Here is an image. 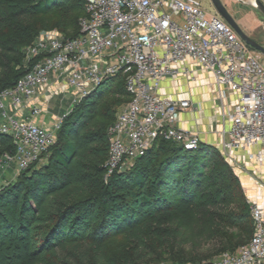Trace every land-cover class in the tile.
Instances as JSON below:
<instances>
[{
  "label": "trees",
  "instance_id": "trees-1",
  "mask_svg": "<svg viewBox=\"0 0 264 264\" xmlns=\"http://www.w3.org/2000/svg\"><path fill=\"white\" fill-rule=\"evenodd\" d=\"M246 7L257 18L259 13ZM52 12L60 15L57 28L65 38L79 36L85 0H0V93L14 89L39 60L29 59L26 48L41 30L37 18ZM125 78L106 79L77 103L42 160L0 186V250L12 246L15 264H67L59 257L84 248L87 264H145L154 256V242L176 258L183 247L200 253L232 238L240 222L249 227L248 206L229 213L234 196L242 193L238 178L219 151L203 143L187 151L158 140L144 157L105 181L113 108L131 101ZM103 104L108 107L100 111ZM7 155L14 157L16 147L12 137L0 133L1 172L12 171L11 164L2 166ZM253 232L249 228L244 240ZM119 238L132 250L125 261L107 254ZM227 240L223 250L243 244Z\"/></svg>",
  "mask_w": 264,
  "mask_h": 264
},
{
  "label": "built area",
  "instance_id": "built-area-1",
  "mask_svg": "<svg viewBox=\"0 0 264 264\" xmlns=\"http://www.w3.org/2000/svg\"><path fill=\"white\" fill-rule=\"evenodd\" d=\"M264 4V0H261ZM87 16L80 34L65 38L45 34L29 48L39 60L14 89L0 93L6 120L0 133L12 137L18 172L40 162L55 143L63 119L51 129L33 119L8 114L32 104L38 89L60 83L55 91L73 89L80 99L117 75L126 78L131 101L108 129L109 154L105 181L144 157L158 140L195 151L202 143L197 132L180 127L183 113L203 111L201 103L162 94L168 80L189 77L193 67L212 75L218 99L229 103L225 150L243 153L249 163L264 166V57L250 48L218 14L208 15L198 0H85ZM55 95V94H53ZM42 109L32 108V117ZM250 203L254 232L234 255L206 264H264V193Z\"/></svg>",
  "mask_w": 264,
  "mask_h": 264
},
{
  "label": "rangeland",
  "instance_id": "rangeland-1",
  "mask_svg": "<svg viewBox=\"0 0 264 264\" xmlns=\"http://www.w3.org/2000/svg\"><path fill=\"white\" fill-rule=\"evenodd\" d=\"M202 4L203 11L208 15H216V9L214 8L213 3L211 0H198ZM225 7L228 9L230 13L238 17V20L242 26V28H246L247 31L251 32L250 34L244 29V31L257 42L264 45V18L262 15L259 14L256 16L253 13H248V9L246 4L239 2L238 0H221ZM246 5V6H245ZM60 18L58 12H52L47 15L39 16L37 19V27H41L39 30L38 36L33 40V42L26 48V52L28 53L29 48L38 40V38L45 34H55L59 36H63L64 32L57 28V22ZM80 22V21H79ZM80 23L78 24L79 27ZM252 34V35H251ZM193 73L189 77H180L176 80H171L168 82L170 91L173 92L174 96L177 99H181L184 97L185 94H192L194 98L197 97L196 101L204 100L205 96L208 97L209 108L208 110L210 113L208 115H203V112L199 113H191L194 115V121L206 119L209 125H212L214 128V132H217L219 129L224 137L226 138V130L229 125L227 115L231 110L229 103L222 104L221 101L218 99V88L213 80L211 74L204 72L199 67H193ZM194 93V94H193ZM196 95V96H195ZM198 95V96H197ZM202 97V99H200ZM80 99L79 96H76V93L73 89H67L65 92H59V94H55L54 97L50 100L48 108L50 110V116L52 117V121L54 122L55 119H64L72 109H74L76 102L75 100ZM199 103V102H198ZM207 103V102H206ZM129 103L122 104L119 106L114 107V119L118 117V115L125 110ZM108 107V104H103L100 111H105ZM43 114V111H42ZM40 114L39 117L42 116ZM205 114V113H204ZM204 116V117H203ZM203 117V118H202ZM51 119V118H50ZM205 121V120H203ZM204 122H202L203 125ZM198 126L197 128L189 129L193 132H197L200 136V133L203 134L201 131L203 126ZM196 127V126H195ZM212 128V127H211ZM210 128V133L213 129ZM202 141V140H201ZM203 143V142H202ZM204 144V143H203ZM217 151H219V155L221 156V161L226 162L232 168L234 174L238 178L242 193H237L234 197V202L229 208V213L239 214L244 206H248L250 212V220H249V227L245 221L240 222L234 229H233V237L228 238L229 242L233 241V243L240 246H245L250 242V238L248 240H244L246 235L249 234V228H254L253 221L251 218V211H250V203L259 199L255 195L258 191L261 194L264 193V177H261L259 174L262 173L261 167L258 168L253 166V169H250L249 163L245 160L243 162V153H234L228 150H225L223 145L219 144L218 146H211L208 145ZM45 162V159L42 163ZM16 163H11V169L8 170L4 168L3 172L0 171V186L7 184L9 181L15 179L16 175H18V170L16 168ZM261 166V165H260ZM239 172H243L245 176L250 177L251 179V186L255 187L252 190H246L244 184L242 183L241 179L237 174ZM259 173V174H258ZM250 188H253L251 187ZM243 239V240H242ZM226 239H222L220 241H216L208 245L203 252L200 253H192L188 248L183 247L179 254H176V258L170 256V249L167 248L166 245L160 244V242H154L155 251L154 256H152L145 264H175L178 262H183L184 264H206L218 257L228 254L234 255L238 252L239 247L234 248L230 247L227 250H223V244L226 243ZM227 240V241H228ZM3 248L0 250V264H15L13 254L14 248L7 247V245H2ZM132 250L128 244H125L122 238L117 239L115 242L108 246L107 254L118 260H126L132 256ZM210 254V256H208ZM206 256V257H205ZM204 257V258H203ZM61 260L65 261L67 264H87L89 260V254L87 249H83V252L79 253H70L59 257Z\"/></svg>",
  "mask_w": 264,
  "mask_h": 264
},
{
  "label": "crops",
  "instance_id": "crops-1",
  "mask_svg": "<svg viewBox=\"0 0 264 264\" xmlns=\"http://www.w3.org/2000/svg\"><path fill=\"white\" fill-rule=\"evenodd\" d=\"M170 80L166 81L163 85V90H162V94H165V95H170V96H173L174 98H176L173 94L172 91H170L169 89V82ZM60 86V83H58L57 81V76L55 75H52L51 76V80H50V85L48 87H44V88H40L38 89V92L36 94V96L34 97V99L32 100V104H29V105H24L18 109H14L12 108L11 106L8 107V114L10 116H15L16 118H20V119H26V118H31L33 119V121L35 122V124H37L38 126L40 127H45L47 129H51L53 127V125L56 123V119L55 121L53 122L52 121V117L50 116V110L48 108V105L50 103V100L52 99V97H54L53 94H56L55 91L59 88ZM194 94V93H193ZM196 96V95H195ZM198 96V95H197ZM183 98H189V99H192L194 102H199L202 104L203 106V115H208V113H210V111L208 110L209 108V101H208V97L205 96L204 100L207 102H203L202 100H199V101H196L197 100V97L194 98L192 96V94H185ZM200 99H202V97H200ZM38 107L40 109H42L43 111V114L41 117H32V108L33 107ZM205 113V114H204ZM194 115H191L190 112H186V113H183L182 117H181V122H180V127L183 128V129H193V128H197L198 129V126L202 125V122L203 123V128H202V133H200V138L202 140V142L206 145H211V146H218L219 144L223 145V142H224V137L222 135L220 129L217 131V132H214V128L212 125H209V123H207L206 119H203L205 121H201V120H198V121H194ZM203 116V117H204ZM202 117V118H203ZM51 118V119H50ZM6 122V120L2 117V111H0V127L2 124H4ZM196 126V127H195ZM212 127V128H211ZM210 128L213 129L210 133ZM243 162L245 161L244 159H242ZM249 163V162H247ZM253 166H256V164L254 163H249V167L250 169H253L254 167ZM261 167V170H262V173L259 174L261 177H264V166H260L258 165V168ZM17 168V166H16ZM237 176L240 177L242 183L244 184V187L246 188V190H252L254 189L255 187L251 186V179L250 177L248 176H245L243 172H239V174H237ZM253 187V188H250ZM255 195L257 197H261V192L258 191L257 193H255L253 196L255 197Z\"/></svg>",
  "mask_w": 264,
  "mask_h": 264
},
{
  "label": "water",
  "instance_id": "water-1",
  "mask_svg": "<svg viewBox=\"0 0 264 264\" xmlns=\"http://www.w3.org/2000/svg\"><path fill=\"white\" fill-rule=\"evenodd\" d=\"M216 9L217 14L226 21L238 34V36L254 51L259 53L264 57V45L257 42L255 39L250 37L236 22V20L232 17L228 9L222 3L221 0H211ZM251 4L255 6L261 13L264 14V4L261 0H252Z\"/></svg>",
  "mask_w": 264,
  "mask_h": 264
},
{
  "label": "bare ground",
  "instance_id": "bare-ground-1",
  "mask_svg": "<svg viewBox=\"0 0 264 264\" xmlns=\"http://www.w3.org/2000/svg\"><path fill=\"white\" fill-rule=\"evenodd\" d=\"M239 2H241V3H243V4H246L247 6H249V7H252L253 9H255V10H257L261 15H262V17L264 18V14L263 13H261L255 6H253L252 4H251V1L252 0H238Z\"/></svg>",
  "mask_w": 264,
  "mask_h": 264
}]
</instances>
